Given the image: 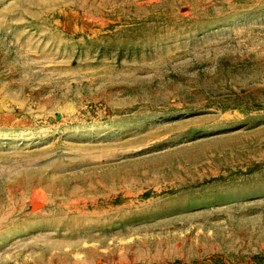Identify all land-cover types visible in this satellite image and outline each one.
<instances>
[{
    "label": "rangeland",
    "instance_id": "1",
    "mask_svg": "<svg viewBox=\"0 0 264 264\" xmlns=\"http://www.w3.org/2000/svg\"><path fill=\"white\" fill-rule=\"evenodd\" d=\"M0 264H264V0H0Z\"/></svg>",
    "mask_w": 264,
    "mask_h": 264
}]
</instances>
